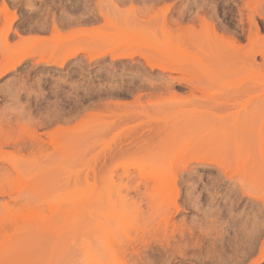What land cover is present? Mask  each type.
<instances>
[{"label":"rangeland","instance_id":"1","mask_svg":"<svg viewBox=\"0 0 264 264\" xmlns=\"http://www.w3.org/2000/svg\"><path fill=\"white\" fill-rule=\"evenodd\" d=\"M0 264H264V0H0Z\"/></svg>","mask_w":264,"mask_h":264}]
</instances>
